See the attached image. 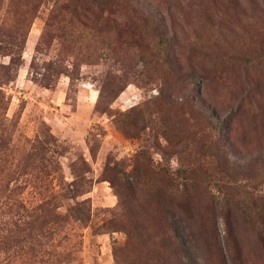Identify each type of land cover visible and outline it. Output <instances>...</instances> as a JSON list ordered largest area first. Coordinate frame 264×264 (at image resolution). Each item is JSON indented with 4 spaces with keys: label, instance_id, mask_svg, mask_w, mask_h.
Here are the masks:
<instances>
[{
    "label": "rangeland",
    "instance_id": "374dc122",
    "mask_svg": "<svg viewBox=\"0 0 264 264\" xmlns=\"http://www.w3.org/2000/svg\"><path fill=\"white\" fill-rule=\"evenodd\" d=\"M0 213V264H264V0H0Z\"/></svg>",
    "mask_w": 264,
    "mask_h": 264
},
{
    "label": "trees",
    "instance_id": "16d2710c",
    "mask_svg": "<svg viewBox=\"0 0 264 264\" xmlns=\"http://www.w3.org/2000/svg\"><path fill=\"white\" fill-rule=\"evenodd\" d=\"M130 1H133V0H130ZM140 11H141V15H139V17L142 18V19H145L146 15L148 13L147 10L141 9ZM153 21H156V20L153 19ZM155 38L158 41L157 48L160 51L161 59H162L164 65L166 67H168L169 69H171V65H172L171 64V58H173V57L171 56L170 45L172 44V38L170 37L169 34H164V33H159V32H156ZM6 223H7V221H6L5 216H3L2 213H0V243L1 242L4 243L3 240L6 238L5 232H8V229L5 227ZM47 223H49V222H47ZM39 230L41 231L42 227L39 228ZM172 230L174 231V229H172ZM46 232H49V235L45 236V234L41 233V236L43 238H51V240L54 238V235L56 234L55 230H47ZM163 234H161L160 237H163ZM162 242L163 241H161V243ZM37 247L39 248V251L42 252V253H44V251H46V249L42 248V244L41 243H38ZM161 249L162 250H159V251H167L168 250V246L162 243ZM2 253H6V250H3V248L0 247V259H1ZM180 258H181V256H180ZM180 258H179V260H180ZM0 263H1V261H0ZM184 264H186V263H184Z\"/></svg>",
    "mask_w": 264,
    "mask_h": 264
}]
</instances>
